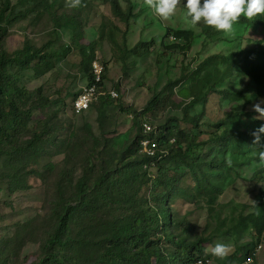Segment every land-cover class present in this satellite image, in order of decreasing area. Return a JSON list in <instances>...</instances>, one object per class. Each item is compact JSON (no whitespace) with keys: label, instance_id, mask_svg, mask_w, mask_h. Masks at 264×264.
<instances>
[{"label":"rangeland","instance_id":"obj_1","mask_svg":"<svg viewBox=\"0 0 264 264\" xmlns=\"http://www.w3.org/2000/svg\"><path fill=\"white\" fill-rule=\"evenodd\" d=\"M118 1L126 10L127 0ZM129 1L135 16L128 23L115 15L110 2L101 0H82L75 9L66 7L65 0H10L7 15L18 18L11 24L0 20V26L8 27L1 41L7 57L25 45L48 57L47 64L35 60L24 71L7 67L15 85L30 93L21 102L23 113L42 134L27 151L0 155V264H38L57 221L60 190H75L85 173L98 178L125 141L141 135L140 123L146 120L158 128L194 134L195 146L182 143L181 153L152 165L133 161L130 175L121 176L119 187L107 196L106 209L99 210L101 201L93 198L74 217L73 255L83 264L100 257L99 246L79 241L84 224L90 238L96 229L107 236L113 223L145 214L153 234H162L161 224L167 222L158 211L165 204L172 218L165 229L168 238L161 241L165 250L180 255L173 239L186 244L204 239L201 256L209 264H264V232L259 236L249 220L257 205L264 204V165H259L264 134L259 143H253L252 135L264 126V119H255L258 114L252 110L264 101V80L252 73L258 67L250 58L256 49H264V16L241 17L234 33L226 36L202 23L193 27L183 6L164 21L143 0ZM5 3L0 0V11ZM54 15L70 21L54 25ZM168 27L195 30L186 54L161 46ZM151 40L155 44L149 53L131 52L139 42ZM80 45L93 47L95 60L106 69L102 90L119 95L101 97L83 114L72 106L89 83ZM38 89L41 94L34 93ZM249 95L258 99L247 104L242 96ZM41 96L48 104L33 108ZM155 96L156 110L136 122L132 111L144 110ZM84 212L94 214L92 219ZM216 243L228 245L224 259L211 254Z\"/></svg>","mask_w":264,"mask_h":264},{"label":"trees","instance_id":"obj_2","mask_svg":"<svg viewBox=\"0 0 264 264\" xmlns=\"http://www.w3.org/2000/svg\"><path fill=\"white\" fill-rule=\"evenodd\" d=\"M101 1L110 2L115 15L125 23H128L129 20L135 16L133 12L134 5L129 0H127L126 10L122 8L118 0ZM10 8V0H7L4 9L0 11V20H6L7 24H11L12 20L18 18L15 17L11 19V15H7V11ZM64 20H68L64 15L60 17L54 15L52 19L55 23L54 25H58L57 23H61ZM71 21L73 25L77 24L75 18ZM243 21L245 20L243 19ZM7 32V26H0V155H16L32 148L35 141L41 136L42 131L36 126L28 124L29 116L28 114L24 115L21 102L25 101L30 93L19 89L15 85L7 72V67L15 65L19 70L24 71L29 69L30 64L35 60H37L39 65L41 63L47 64L46 59L48 57L45 53H42L40 49H35L30 45H25L23 49L13 56L7 57L4 50L1 48V41ZM169 38H173L174 42L170 45H166L165 41ZM194 39L195 33L192 30H174L168 27L161 41V46L166 51L180 50L182 53L186 54L190 50ZM180 41H183L184 44L182 45ZM154 44V40L150 42L141 41L135 45L131 52L138 56L147 54ZM80 52L82 56L81 64L86 74L89 76V85L94 82V77L92 75V63L95 61L94 50L91 46L80 45ZM241 54L243 55V53ZM252 54L253 53H250V58L254 60L253 65L258 67L257 71H252V73L257 80H264V49H256L255 53ZM219 56L220 55H217L215 58ZM219 58L222 59L223 57L220 56ZM36 73L42 75L45 71L39 73L36 70ZM105 78L106 69L102 77L104 81L100 85L102 87ZM34 93L41 94L40 89ZM262 94L264 96V89ZM77 96L78 95H76V98ZM99 99H101V97ZM242 99L249 104L256 101L258 97L257 95H249L242 96ZM47 104L48 100L43 99L41 96L33 105V108L36 109ZM158 104V96H155L144 110H133L132 112L136 116L135 121L137 122L143 115L153 113L158 107ZM72 106L74 107V101ZM129 109L131 108L129 107ZM185 116H188L187 112H185ZM145 124H150L152 130H146L144 127ZM140 129L141 135L135 137L134 140H126L118 155L111 157V166L106 168L98 178L93 180L90 174L85 173L79 177L75 190L70 192L60 190L57 221L44 242L42 247L43 258L38 264H83L81 258L73 255V241L76 238L74 235L73 221L76 214L82 211L81 208H84L88 203L94 200L93 198H96L101 201L98 205V209H106L109 200L107 196L111 189L119 187L121 176L127 177L130 175L129 166L133 161L140 160L144 162L147 160L145 165H152L159 163L163 159L172 157L174 153H181L182 143H187V148H193L196 144V137L194 134L187 133L181 129L175 131V127L163 126V128H158L153 126L152 122L149 120L142 121L140 123ZM146 138L154 139L157 142V151L154 155H149L140 151L141 141ZM199 189L208 191L207 188L201 186H199ZM257 207L258 210L249 217V220L256 229V233L260 236L264 232V204H258ZM84 213L88 220L92 219L94 215L89 214V212ZM158 215L162 221H166L169 224L172 222L171 214L165 204L160 205ZM167 223L161 224L162 234H153V228L152 226H148L145 214L129 215L127 218L125 217L122 222L113 223L112 227H108L107 231L109 235L106 236L104 230L101 231L96 229L93 238H90L89 232L87 231L88 227L84 224L79 230V235L82 236L79 241L84 242L89 240V242H87L88 244H93L101 248L100 257L93 264H177V261L180 259L184 261L185 264L210 263L203 255L201 256V254L205 252L203 247L207 242L204 239H200L191 244H186V241H176L173 239L172 242L179 246L177 252L180 253V255L176 253L172 254L170 251L165 250L161 246V241L168 238L165 232L168 226Z\"/></svg>","mask_w":264,"mask_h":264},{"label":"clouds","instance_id":"obj_3","mask_svg":"<svg viewBox=\"0 0 264 264\" xmlns=\"http://www.w3.org/2000/svg\"><path fill=\"white\" fill-rule=\"evenodd\" d=\"M143 2L164 21L174 17L177 9L183 6L186 9L185 18L193 27L202 23L226 36L234 33V26L240 22L241 17L255 20L264 16V0H143ZM81 4L82 0H65V6L68 8H79ZM262 103L264 101L253 105L252 110L258 114L255 119H264ZM261 134H264V126L252 133L253 143L260 142ZM259 165H264V151L259 152ZM228 252V245L223 243H216L211 249V254L219 259H224Z\"/></svg>","mask_w":264,"mask_h":264},{"label":"built area","instance_id":"obj_4","mask_svg":"<svg viewBox=\"0 0 264 264\" xmlns=\"http://www.w3.org/2000/svg\"><path fill=\"white\" fill-rule=\"evenodd\" d=\"M104 73L105 67L100 62L95 60L92 63V75L94 77V82L84 87L83 91L74 100L73 108L77 114L88 111L92 107V105L99 100L100 97L108 96L113 99L119 97V95L114 91H108V93H105L102 90V86L100 85L104 81L102 80ZM144 127L148 131L152 130V126L150 124H145ZM140 151L149 155H154L157 151V142L154 139H143L141 141ZM260 249L261 246L258 250Z\"/></svg>","mask_w":264,"mask_h":264},{"label":"crops","instance_id":"obj_5","mask_svg":"<svg viewBox=\"0 0 264 264\" xmlns=\"http://www.w3.org/2000/svg\"><path fill=\"white\" fill-rule=\"evenodd\" d=\"M185 30H193V29H191V28H185ZM195 31V30H194Z\"/></svg>","mask_w":264,"mask_h":264}]
</instances>
